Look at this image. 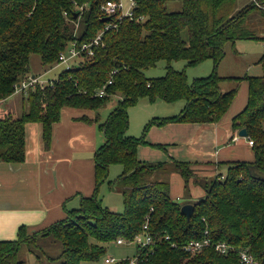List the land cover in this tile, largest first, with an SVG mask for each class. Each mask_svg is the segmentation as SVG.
<instances>
[{"label": "trees", "instance_id": "trees-1", "mask_svg": "<svg viewBox=\"0 0 264 264\" xmlns=\"http://www.w3.org/2000/svg\"><path fill=\"white\" fill-rule=\"evenodd\" d=\"M106 1L0 0V101L31 73L37 75L57 65L59 54L71 43L79 47L101 33V42L92 47L91 54L81 53L54 80L22 94L18 115L0 118V162L24 161L27 123L41 125V139L49 149L53 124L60 120L63 108L96 111L120 93L117 105L102 122L97 116L79 117L97 123L104 137L93 154L92 193L79 195L78 206L66 209L65 217L49 226L29 232L21 225L14 240L0 241V264H25L19 257L20 247L34 245L38 237L51 236L59 243V264H81L98 260L118 238L131 242L145 233L154 241L136 247L138 264H244L239 250H247L264 264V52L258 60L259 75L222 77L216 72L225 43L250 35L242 22L254 9L264 13V0H252L236 13L235 0H179L176 11L166 8L168 0H135L132 17L121 18L105 15ZM258 38L264 44V35ZM31 56L40 61L37 72H30ZM181 59L188 66L210 59L213 71L189 82L184 69L170 65ZM160 60L166 62L165 73L146 77L144 70ZM224 80L247 82L246 104L232 117L231 128H245L254 158L229 161L225 172L214 177H195L193 183L203 188V196L197 201L187 197L180 203L171 197L169 182L156 175L178 173L183 188L188 189L195 176L190 163L140 161L137 147L148 143L145 135H125L128 108L143 97L149 102H185L179 113L154 117L146 129L176 122L215 123L237 95L236 88L221 90ZM102 87L104 95L98 96ZM112 164L121 165L122 171L110 181ZM105 181L121 194L122 211L102 205L98 189ZM185 203L193 204L189 220L180 210ZM205 231L212 243L226 242L234 249L226 254L213 247L195 254L182 249L187 242L204 237ZM131 258L111 264H128Z\"/></svg>", "mask_w": 264, "mask_h": 264}, {"label": "crops", "instance_id": "crops-1", "mask_svg": "<svg viewBox=\"0 0 264 264\" xmlns=\"http://www.w3.org/2000/svg\"><path fill=\"white\" fill-rule=\"evenodd\" d=\"M250 2L252 0H244V6ZM262 50L264 52L263 45ZM47 71L38 75L43 77ZM221 76L242 77L231 74ZM241 83L244 86L239 96L233 99L218 122H176L152 126L145 137L148 144L137 147V158L147 162H168L172 159L188 162L199 177L220 174L229 161L253 160L254 153L248 139L238 136L237 131L231 128L232 117L246 104L247 82ZM21 95L13 93L0 101V118L6 114L16 116L22 111ZM65 108L62 109L60 120L53 124L49 149L43 145L41 125L29 122L25 125L24 161L0 162V241L14 240L21 225L33 232L64 218L66 209L78 206L79 195L88 196L93 191V154L98 145L103 143L104 137L97 129V123L79 120L81 116L92 119L96 117L94 113L83 109L65 112ZM181 179L176 173L171 178L173 184L169 182L175 188V196L171 195L173 199L182 195ZM189 186L188 199L197 201L204 190L191 181Z\"/></svg>", "mask_w": 264, "mask_h": 264}, {"label": "rangeland", "instance_id": "rangeland-1", "mask_svg": "<svg viewBox=\"0 0 264 264\" xmlns=\"http://www.w3.org/2000/svg\"><path fill=\"white\" fill-rule=\"evenodd\" d=\"M120 2L122 11H125L128 8L129 1L120 0ZM244 5V0H236L233 7V13H236L237 11L245 7ZM180 6L181 4L179 0H168L166 4V8L169 11L179 10ZM242 27L246 32H249L250 35H248V37L245 39L236 40V42H234L233 44H231L230 42L225 43L224 51L226 54L216 68V72L219 76L224 74H231L232 76H242V74L259 75L262 73L261 65L256 64V60H258V58L263 53V43L258 38L261 36V33L264 34V16L260 12V10L254 9L247 17V19L242 22ZM39 65V59L36 56H31L29 61L30 72H37V68L39 67ZM170 65L173 69L176 70L184 69L189 82L193 78L205 77L211 74L214 66L212 60L210 59H205L197 64L189 66L186 64V61L181 59L171 62ZM247 65H249L250 67H247ZM165 67L166 62L164 60H160L155 66L145 69L144 74L146 77H158L165 73ZM62 69H64V65H54L53 68L51 67L46 73H43L44 75L42 77V80L45 82V84H48L49 81L54 80L57 77L58 73ZM39 71L41 72L43 70ZM241 82H237L235 80H224L221 81L219 85L222 91L236 88V96H239V93L244 86V84H242ZM119 99L120 96L112 95L110 100L105 105H103L96 111H89L92 114L94 113V115L99 118L98 122H102L107 117L108 113L111 112V110H113V108L117 105ZM184 104L185 102L183 100L175 102H165L162 100L149 102L144 97L140 98L137 103L131 105L128 108V127L126 129L125 135L136 138L143 135H145L146 137L147 131L149 130L146 129V127L154 117L167 116L169 115L167 113L177 114L179 113V109L184 107ZM72 110L74 109L65 108L64 111L67 112ZM99 142H101V138ZM225 169L226 167H223L221 169V173H224ZM121 171V165L112 164L109 168L108 179L110 181L114 180L121 173ZM175 175V172H171L166 174H157L156 177L159 180L167 181L170 182V184H173L171 178L175 177ZM195 177L203 178L195 175L190 179V181L193 182V179ZM181 181L183 184V179H181ZM189 188V185L188 189H184L182 187V195H179L174 199L179 201L180 203H183L185 198L189 196ZM174 191L175 188L170 186V194L172 196H175ZM178 191H180V189ZM192 191L196 190L193 189ZM98 197L100 198L103 206H106L113 211H122L123 206L121 194L117 191L111 190L109 184L106 181L100 185L98 189ZM60 251L61 246L59 245V243L55 241L51 236H45L38 237L34 245H22L18 253L20 254V259L25 261V264H59V260H57L56 257L59 255ZM135 251L136 246L134 243L124 242L122 244H117L116 242H112L108 244L106 252L98 260L82 262L81 264H104L103 260L105 257H113L115 259L125 257L131 258L135 255ZM48 258H53V260H49Z\"/></svg>", "mask_w": 264, "mask_h": 264}, {"label": "built area", "instance_id": "built-area-1", "mask_svg": "<svg viewBox=\"0 0 264 264\" xmlns=\"http://www.w3.org/2000/svg\"><path fill=\"white\" fill-rule=\"evenodd\" d=\"M129 5L125 11H122V6L120 0H108L102 6V9L105 15H116L117 17H132L133 7L135 6V0H128ZM101 42V33H99L91 42L84 43L81 46L77 47L75 43H71V45L62 53L59 54V63L57 65H64V67L68 68L71 65V62L80 57V54L83 52H87L88 54L92 53V47L100 44ZM264 49V44H263ZM56 66V65H55ZM50 82V81H49ZM111 83V79L107 81V84ZM45 84L42 80L41 75H29L27 78L21 80L20 82L14 85V93H21L26 95L27 91L31 88L40 85L41 87ZM98 96L104 95V87L98 89L96 92ZM236 134V133H235ZM248 144L252 145V140L248 139ZM143 229H146V225L143 226ZM168 238V236L166 237ZM153 238L150 234L145 233L141 236H136L133 241L128 243H134L136 247L143 248L147 245L153 243ZM117 244H122L126 242L123 238H118L115 241ZM174 246V245H173ZM207 247H213L214 250L220 254H226L229 251L233 250V246L226 242H217L212 243L210 238L207 236V231H205V236L200 239H195L187 242L182 245V249L188 254H195L200 252L202 249ZM239 258L241 262L244 264H260L258 263L248 252L247 250H239L238 252ZM104 264H111L118 259L113 257H105ZM128 264H138L137 257L134 255L131 259H129Z\"/></svg>", "mask_w": 264, "mask_h": 264}, {"label": "water", "instance_id": "water-1", "mask_svg": "<svg viewBox=\"0 0 264 264\" xmlns=\"http://www.w3.org/2000/svg\"><path fill=\"white\" fill-rule=\"evenodd\" d=\"M76 16V15H75ZM33 76V75H32ZM116 95H120V93H117ZM237 135L241 136V137H246L247 136V132L245 130V128H241L237 131ZM181 212L186 216L187 220H189L192 211H193V204L191 203H185L181 206L180 208Z\"/></svg>", "mask_w": 264, "mask_h": 264}]
</instances>
